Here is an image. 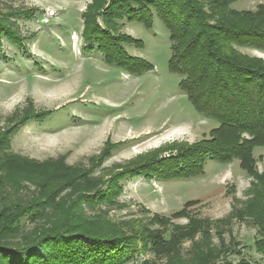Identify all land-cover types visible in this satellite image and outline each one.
I'll list each match as a JSON object with an SVG mask.
<instances>
[{
    "label": "trees",
    "instance_id": "obj_1",
    "mask_svg": "<svg viewBox=\"0 0 264 264\" xmlns=\"http://www.w3.org/2000/svg\"><path fill=\"white\" fill-rule=\"evenodd\" d=\"M236 1L93 0L87 6L83 13L85 45L133 75L150 71L153 65L128 53L124 45L142 47L143 43L119 32V22H138L151 29L156 14L170 32L169 67L181 75L180 88L199 113L219 125L207 139L169 145L164 147L169 151L165 154L140 156L103 180L91 169L68 165L64 157L39 162L9 154L7 149L19 126L13 124L0 134V168L11 178L4 181L0 177V264H128L148 251L166 264H184L178 256L180 242L209 233L202 221L192 218L185 226L171 222L187 215L193 201L170 217L155 213L144 222L117 224L100 214L88 216L85 210L116 204L123 192L121 182L128 177L150 181L190 178L204 174L209 160L231 163L234 159L258 180L250 188L254 201L246 202L245 212L235 210L234 214L241 218L247 213L259 226L261 238L255 247L264 258V175L258 174L254 157L256 147L264 148V60L241 51L248 47L264 50V5L255 11L236 10L232 8ZM2 11L0 54L4 39L26 50L27 37L14 19H32L38 11L12 5ZM51 115L50 110H25L19 124L31 119L45 121ZM114 146L107 144L102 159ZM23 180L38 190L23 185ZM23 192L28 194L26 199ZM41 221L45 222L37 223ZM34 224L33 230H27ZM203 224L210 227L212 221ZM220 226L214 228L219 231ZM219 237L223 242L222 235ZM209 242L198 264H253L244 256L238 261L230 259L232 254L241 255L234 240L218 246ZM139 264L158 263L145 259Z\"/></svg>",
    "mask_w": 264,
    "mask_h": 264
},
{
    "label": "rangeland",
    "instance_id": "obj_2",
    "mask_svg": "<svg viewBox=\"0 0 264 264\" xmlns=\"http://www.w3.org/2000/svg\"><path fill=\"white\" fill-rule=\"evenodd\" d=\"M92 1L0 0L3 13L9 5L38 11L32 19H14L27 37L26 50L4 39L0 54V134L17 122L19 125L7 152L39 162L64 157L68 165L91 169L93 175L107 180L120 166L140 156L165 154L169 151L164 147L169 145L209 138L210 131L219 124L199 113L180 88L181 75L169 67L170 32L159 17L155 14L151 29L138 22H119V32L143 43L142 47L124 45L128 53L153 65L152 70L133 75L107 62L96 48L89 50L85 45L83 13ZM261 4L264 0H238L232 8L255 11ZM241 51L264 60V50L248 47ZM25 110H50L52 115L45 121L31 119L19 124ZM107 144L115 146L102 159ZM254 157L258 174L264 175V148L256 147ZM204 171L171 180L128 177L121 182L123 192L116 204L100 205L96 210L87 208L85 213L100 214L117 224L127 220L144 222L155 213L170 217L193 201L187 215L172 218L171 222L185 226L192 218L202 221L203 229L209 233H198L195 240L183 239L180 261L198 264L209 240L216 246L234 240V248L241 255L232 254L230 259L238 261L244 256L253 264H264L255 247L261 238L259 226L247 213L241 218L234 214L235 210L245 212L246 202L254 201L250 188L258 180L241 168L238 159L231 163L209 160ZM0 177L4 181L11 179L2 168ZM22 184L38 190L27 180ZM68 192L69 189L60 196ZM27 196L23 192L22 197ZM205 220L212 221V225H204ZM217 224L221 225L219 231L214 228ZM145 259L166 264L152 251L128 264Z\"/></svg>",
    "mask_w": 264,
    "mask_h": 264
}]
</instances>
